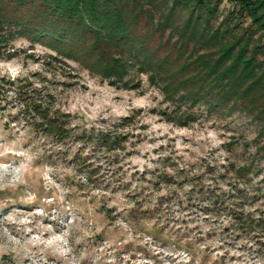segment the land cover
Listing matches in <instances>:
<instances>
[{"label":"rangeland","instance_id":"obj_1","mask_svg":"<svg viewBox=\"0 0 264 264\" xmlns=\"http://www.w3.org/2000/svg\"><path fill=\"white\" fill-rule=\"evenodd\" d=\"M24 1L0 0L14 20L0 25V264H264V118L193 61L216 58L219 41H185L192 16L197 36L205 24L204 38L218 29L264 49L238 5L211 0L205 23L180 1L117 0L162 71L153 84L131 63L123 80L140 84L126 89L94 71L97 51L119 46L93 48L76 18ZM52 27L75 33L61 41ZM135 51L125 56L145 60ZM170 80L185 99L163 91ZM55 237L67 244L30 243Z\"/></svg>","mask_w":264,"mask_h":264},{"label":"trees","instance_id":"obj_2","mask_svg":"<svg viewBox=\"0 0 264 264\" xmlns=\"http://www.w3.org/2000/svg\"><path fill=\"white\" fill-rule=\"evenodd\" d=\"M120 1V0H119ZM132 4L136 5L138 0H128ZM180 1L186 8L192 7V15L197 9H204L206 11L205 23L208 22L207 17L213 13V9L210 7L211 0H175ZM221 0H215L217 5ZM234 4H237L239 11L245 13V16L251 20L250 26H254V30H260L264 34V0H230ZM17 3L25 2L24 0H16ZM44 4L50 5L49 13L58 14L60 17L64 16L67 22H72L76 18L77 23H80L85 29L89 28L94 32L93 37V48H97L100 44L107 46L108 44H114L119 46V50H112L109 48L100 49L96 53L97 63L94 68L98 74L102 77L107 78L109 84L116 88H136L140 83L129 84V81L123 80L128 74L129 66L132 63L138 64L136 68L140 72H147L150 69L152 72L149 73L150 82L158 84V80L161 79V70L151 66V55L146 50L147 35L141 33L137 24V17L130 20L129 23L125 22L123 14L120 12V8L117 5V0H44ZM144 13L143 8L139 11V14ZM186 22L187 39H195L200 45L205 42L219 41V52L217 57L206 52L196 56L194 59L197 66L204 71V76L210 81L216 88L222 91L225 100L237 99L245 102V109L253 113L254 110L259 108V114L264 118V65L259 62L257 55L260 52L264 54L262 46H253L251 49L248 48L249 44H239V38L231 37L230 40L219 37V30L213 31L208 38H204L205 24L203 29L198 33L197 36L194 28H191L190 16ZM59 18V17H58ZM14 20L11 17H6L0 13V25L4 23L11 25ZM195 23V22H194ZM164 25V24H158ZM191 28V29H190ZM52 29L57 31L56 39L62 41V36H66L68 32L75 33V30H67L63 28ZM83 29V28H82ZM188 30L190 32H188ZM45 31V30H44ZM44 31L42 33H44ZM60 35V36H59ZM242 37V36H240ZM9 41V38L0 34V45H4ZM116 44V45H115ZM184 44V42H181ZM135 49V54H144L145 60L138 59L137 62H131L130 59L125 56L126 50ZM58 53L66 58H72L70 53H66L61 49H57ZM133 52V51H132ZM129 55L133 56V53ZM150 60V62H147ZM145 61V62H144ZM162 67L163 64L158 65ZM158 79V80H157ZM166 85L163 86V91L168 96L181 95L180 99H185L186 95L180 94L179 87H183L182 83L178 86L175 85L174 80L165 81ZM257 89H261L256 92ZM193 91H189L191 93ZM187 93V94H188ZM262 101L257 105L256 102ZM258 114V117H259ZM52 127V126H51ZM54 129V127H52Z\"/></svg>","mask_w":264,"mask_h":264},{"label":"clouds","instance_id":"obj_3","mask_svg":"<svg viewBox=\"0 0 264 264\" xmlns=\"http://www.w3.org/2000/svg\"><path fill=\"white\" fill-rule=\"evenodd\" d=\"M2 155H4V153L0 152V156ZM0 168H4V171H7V168H5L3 165H0ZM54 241H63L65 245L67 244V241H65L63 237H55L54 240L43 241V242L39 240H34V241H30V243H45L46 245L51 246L54 243ZM55 251H58L61 255H64L65 253L70 251V249H68L66 246L57 247ZM33 264H35V262H33Z\"/></svg>","mask_w":264,"mask_h":264}]
</instances>
